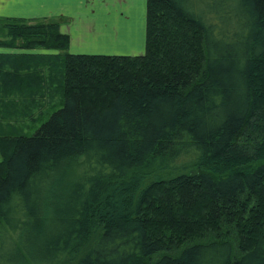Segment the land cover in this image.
I'll list each match as a JSON object with an SVG mask.
<instances>
[{
	"label": "trees",
	"instance_id": "1",
	"mask_svg": "<svg viewBox=\"0 0 264 264\" xmlns=\"http://www.w3.org/2000/svg\"><path fill=\"white\" fill-rule=\"evenodd\" d=\"M145 5L134 55L71 53L60 19L0 17V100L52 80L60 94L31 132H0V264L84 245L75 264H264V0ZM248 204L240 256L226 236L165 252L200 220L245 222Z\"/></svg>",
	"mask_w": 264,
	"mask_h": 264
},
{
	"label": "rangeland",
	"instance_id": "2",
	"mask_svg": "<svg viewBox=\"0 0 264 264\" xmlns=\"http://www.w3.org/2000/svg\"><path fill=\"white\" fill-rule=\"evenodd\" d=\"M136 4H139V0H137V3H132L130 8L129 16L131 19L136 21L130 29V34L126 31L121 30V34L119 31L118 35L121 37L119 40L111 41L107 39L103 41L104 46L101 49H93L99 47L96 45L90 47L94 44V41H90V43L87 44L84 49L97 50L89 51L90 54H141L143 50L140 49L144 48V30L143 26L140 25L141 22L137 21L136 14L139 8ZM139 5L142 6L141 3ZM113 9L118 11L116 7H113ZM36 20H30V22H35ZM40 20L41 19H39V21ZM88 20L89 18L81 19V22H83V24L81 23L79 26L82 28L84 23H88ZM125 36H129V39H126ZM83 52L85 53L88 51ZM34 77L38 76L34 73ZM46 84L47 89L49 90L46 96H42L40 94V90H32V92L26 91L27 96L26 94L21 96V99L24 101L23 104L18 103L17 105H15L8 100H3V103V101L0 100V113L3 117L0 122L4 125L0 126V132H31L36 125L41 123L42 120H45L49 116V114L58 105L60 94L56 91L55 80L49 81ZM24 96L26 97L23 99L22 97ZM23 124L24 126L28 127L23 128ZM8 126L11 127L9 128ZM14 126H16L17 128ZM240 168H246V166H240ZM175 173H177V171L175 170L168 171L166 173V177L172 176ZM69 175L70 170H66L64 171V173H61V175L58 177L57 182H55L51 198L54 196V194H58V185H61L62 187L61 192L66 191L68 186ZM199 210L200 208L198 207V211ZM253 211H255L254 208H250V205L248 204L247 213L244 215L246 217L245 222H237L235 225L230 227H225L221 224L210 225L209 222H204L203 220H200V225L195 227L194 233L185 238L181 237V235H168L166 237V240H170V242L168 241L169 243H167L170 244V247L172 248L171 250L165 252L174 254L180 251L183 247L192 243L210 241L213 239H221L226 236V238H228L226 240H229L234 247L235 255L240 256V254L249 249V246L251 245L250 243L252 241V236L250 235V233L253 234L252 227L254 226L252 220L257 210L255 212ZM191 215L193 218L199 217V214L194 210L191 212ZM150 218L155 229H164L163 223L160 221L161 218L158 217L157 213L152 212ZM171 231L176 233V231L174 230ZM85 247L86 245L82 246L80 248V251L77 253H71L69 251L68 254L64 256L63 260L59 264H75L84 253L83 249H85ZM24 264L27 263L25 262Z\"/></svg>",
	"mask_w": 264,
	"mask_h": 264
},
{
	"label": "crops",
	"instance_id": "3",
	"mask_svg": "<svg viewBox=\"0 0 264 264\" xmlns=\"http://www.w3.org/2000/svg\"><path fill=\"white\" fill-rule=\"evenodd\" d=\"M132 3H137V0H0V17L27 20L60 19L62 21L60 30L67 33L70 38L69 52L88 51L85 53H89V51H97L93 49H101L104 46L103 41L107 39L119 40L121 37L118 35L119 31L121 34V30L131 33L130 29L136 22L129 16ZM140 3L142 6L139 5ZM144 3L146 4V0H139V4H136L139 8L136 15L137 21L143 26L145 46ZM87 18H89L88 23H84L81 28L79 26L83 24L81 19ZM125 38L129 39V36ZM90 41H94L90 47L95 45L99 47L84 49ZM140 50L144 51V48ZM7 51L11 50L0 48V52Z\"/></svg>",
	"mask_w": 264,
	"mask_h": 264
}]
</instances>
